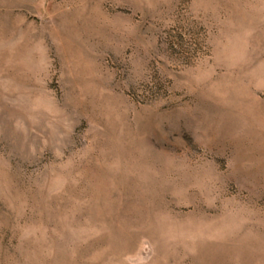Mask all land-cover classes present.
Masks as SVG:
<instances>
[{
    "label": "rangeland",
    "instance_id": "374dc122",
    "mask_svg": "<svg viewBox=\"0 0 264 264\" xmlns=\"http://www.w3.org/2000/svg\"><path fill=\"white\" fill-rule=\"evenodd\" d=\"M0 264H264V0H0Z\"/></svg>",
    "mask_w": 264,
    "mask_h": 264
}]
</instances>
